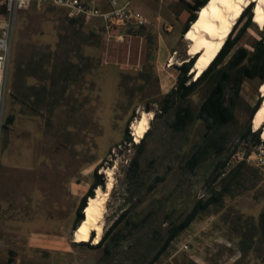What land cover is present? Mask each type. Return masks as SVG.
<instances>
[{"label":"rangeland","instance_id":"rangeland-1","mask_svg":"<svg viewBox=\"0 0 264 264\" xmlns=\"http://www.w3.org/2000/svg\"><path fill=\"white\" fill-rule=\"evenodd\" d=\"M136 1L146 24L111 34L103 32L101 19L71 22L51 4L16 12L5 110L14 121L4 129L0 148V264H147L170 222L183 219L202 192L207 197L219 189L222 177L238 166L225 167L226 174L213 181L217 164L230 150L253 144L241 135L261 91L258 78H247L234 103L237 120L220 129L226 138L222 152L210 149L194 170L187 168L186 159L206 140L204 123L195 120L177 132L170 127L172 113L156 118L153 112L141 155L144 178L133 177L132 123L142 118L145 105L157 110L156 99L177 82V67L197 58L188 54L181 33L194 0H149L151 8ZM3 5L0 0V30L8 17ZM262 33L253 22L237 45L252 52ZM204 90L201 85L183 104L197 111ZM127 130L133 143L125 138ZM99 164L106 183L113 182L103 233L128 207L139 223L110 258L73 238L77 209ZM157 175L164 178L149 190ZM190 233L192 248L185 251L182 239ZM154 264H264V167L245 163L231 190L201 211Z\"/></svg>","mask_w":264,"mask_h":264},{"label":"trees","instance_id":"trees-1","mask_svg":"<svg viewBox=\"0 0 264 264\" xmlns=\"http://www.w3.org/2000/svg\"><path fill=\"white\" fill-rule=\"evenodd\" d=\"M208 0H194L193 3H188V9L190 10L189 17L183 26L182 34L186 33L190 28L193 21L197 19V11L204 6ZM5 5L3 9L5 10ZM252 5L247 7L237 24L233 28L232 32L226 39L219 53L215 59L210 63L202 74L193 79V75L190 72L194 67L196 59L192 58L188 61H183L178 68L177 82L176 84L159 99H156L157 110H154L149 105H145V110L155 113L157 118L164 114H173V119L170 123V127L173 131H183L190 123L195 120H201L206 127V140L204 144L196 149L187 159L186 167L194 170L205 158L206 153L213 149L215 153H220L225 148V136L220 133V129L230 123H234L236 113L234 110V103L237 96L241 91V86L247 78H258L260 85L264 81V33L261 34L257 40L254 50L251 52L245 46L237 45L240 37L246 32L248 28L253 25V12L251 11ZM71 22L81 21V19L69 18ZM242 26L239 29L237 35L234 32L237 26L241 23ZM201 85L205 87L203 100L197 111H194L190 104H183L184 101ZM262 97L258 99L255 106L252 108L250 119L255 114L256 110L261 105ZM14 121L13 115H8L5 121L4 129ZM153 122L151 121V127L145 133L144 137L137 143H133L132 136L129 130L126 131V140L129 143H133L136 148V153L131 158L129 169L135 178H144L142 173L144 172L141 162V155L146 149V139L151 132ZM262 128L253 131L251 120L248 123L245 131L243 132L242 139L246 142L258 143L261 138ZM226 160L221 161L215 167L212 180H217L221 175H225L224 167ZM245 164L241 162L236 169L227 174L221 179V187L219 189L213 188L211 193L204 198L197 200L189 211V213L178 222H170L167 228V234L163 237V241L160 247L156 250L153 257L147 264H154L160 256L169 248L171 243L178 238V236L192 224L194 219L203 210L208 209L212 204L218 203L223 195L231 190L232 181L238 176L239 170ZM103 165L99 164L93 172L94 180L91 183L88 191L82 197L79 207L77 209L76 221L73 225L75 230L78 224L84 219V209L87 205L88 199L95 195V190L100 186L106 188V176L104 172H98ZM164 176H156L153 181L148 184L147 188L152 190L156 187L158 182L163 179ZM146 179V177H145ZM147 183V181L145 182ZM129 207L125 209L107 228L102 234L100 240L96 244H91L93 241L95 232L91 234V238L88 241L76 242L75 244H85L91 248L102 249L103 255L106 258L112 257L116 250L120 247L122 240L128 237L129 233L133 232L135 226L139 223L136 220H132L130 216ZM125 221L127 231H124Z\"/></svg>","mask_w":264,"mask_h":264},{"label":"bare ground","instance_id":"bare-ground-1","mask_svg":"<svg viewBox=\"0 0 264 264\" xmlns=\"http://www.w3.org/2000/svg\"><path fill=\"white\" fill-rule=\"evenodd\" d=\"M250 5H253V22L264 30V0H208L197 11V19L191 23L184 34V38L189 41L188 54H197L193 67L195 74L199 76L208 68L241 17L245 6ZM174 57V55L170 57V65L173 64ZM260 91L262 101L252 117V124L254 130L263 127L264 136V81L260 85ZM152 116L153 111H144L142 118L132 123L136 142H139L149 130V119ZM106 173L108 176L112 175V169L108 168ZM112 187L113 182L110 179L106 189L98 187L95 195L89 197L84 209V219L73 231L75 241L90 240L93 231L95 232L93 243L100 240L104 230L105 203Z\"/></svg>","mask_w":264,"mask_h":264},{"label":"built area","instance_id":"built-area-1","mask_svg":"<svg viewBox=\"0 0 264 264\" xmlns=\"http://www.w3.org/2000/svg\"><path fill=\"white\" fill-rule=\"evenodd\" d=\"M8 11L7 20L2 23L0 30V140L4 130L6 121V102L8 89V78L10 71L11 47H12V33L14 29L15 14L18 10L28 8L31 5L43 6L51 4L62 7L66 11L69 18L76 19H93L99 18L103 21V32L111 34L120 27L144 26L147 18L143 12L133 7L132 0H105L109 5V9L104 10L101 7L102 0H2ZM121 34V33H119ZM115 35L122 40L124 36ZM241 162L250 165L264 167V136L261 135L258 143L250 145L248 149L244 148L232 152L228 156L225 167L230 170ZM224 167V168H225ZM206 196L202 192L201 198ZM192 234H186L182 239L183 250H191L192 248ZM199 247V246H196Z\"/></svg>","mask_w":264,"mask_h":264},{"label":"crops","instance_id":"crops-1","mask_svg":"<svg viewBox=\"0 0 264 264\" xmlns=\"http://www.w3.org/2000/svg\"><path fill=\"white\" fill-rule=\"evenodd\" d=\"M136 1V0H135ZM136 5H142V6H145V7H147V8H151V3L149 2V0H137L136 1V3H135ZM101 7L104 9V10H106V9H109V5L106 3V1L105 0H102V4H101ZM140 9V8H139ZM98 20H99V18H98ZM99 22H101V28H102V30H103V21L102 20H100ZM120 28H122V27H120ZM117 29H119V28H117ZM117 29H115V30H117ZM3 132H4V130H3ZM3 132H2V135H1V143H0V148H1V146H2V136H3ZM1 154V153H0Z\"/></svg>","mask_w":264,"mask_h":264},{"label":"water","instance_id":"water-1","mask_svg":"<svg viewBox=\"0 0 264 264\" xmlns=\"http://www.w3.org/2000/svg\"><path fill=\"white\" fill-rule=\"evenodd\" d=\"M257 110H258V109H257ZM257 110H256V111H257ZM79 225H80V223L78 224V226H79ZM78 226H77V227H78ZM74 231H75V230H74Z\"/></svg>","mask_w":264,"mask_h":264},{"label":"flooded vegetation","instance_id":"flooded-vegetation-1","mask_svg":"<svg viewBox=\"0 0 264 264\" xmlns=\"http://www.w3.org/2000/svg\"><path fill=\"white\" fill-rule=\"evenodd\" d=\"M253 7V6H252Z\"/></svg>","mask_w":264,"mask_h":264}]
</instances>
